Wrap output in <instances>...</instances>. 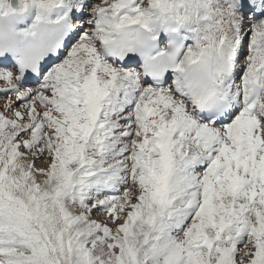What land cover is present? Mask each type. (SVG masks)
<instances>
[{
	"label": "snow or ice",
	"instance_id": "1",
	"mask_svg": "<svg viewBox=\"0 0 264 264\" xmlns=\"http://www.w3.org/2000/svg\"><path fill=\"white\" fill-rule=\"evenodd\" d=\"M0 264H264V0H0Z\"/></svg>",
	"mask_w": 264,
	"mask_h": 264
}]
</instances>
